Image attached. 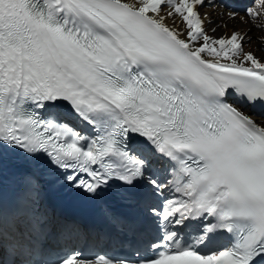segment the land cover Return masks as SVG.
<instances>
[{
  "label": "snow or ice",
  "instance_id": "6c2138e0",
  "mask_svg": "<svg viewBox=\"0 0 264 264\" xmlns=\"http://www.w3.org/2000/svg\"><path fill=\"white\" fill-rule=\"evenodd\" d=\"M202 3L0 0V153L44 155L73 170L69 184L95 194L110 179L164 189L151 174L155 152L173 162L169 184L182 197L151 210L163 231L149 254H75L60 264H264V126L228 102L264 104V62L242 51L238 33L209 37ZM164 5L187 39L164 23ZM73 119L96 135H81ZM193 223L201 235L183 243L180 232ZM221 231L231 246L201 254Z\"/></svg>",
  "mask_w": 264,
  "mask_h": 264
},
{
  "label": "bare ground",
  "instance_id": "6f19581e",
  "mask_svg": "<svg viewBox=\"0 0 264 264\" xmlns=\"http://www.w3.org/2000/svg\"><path fill=\"white\" fill-rule=\"evenodd\" d=\"M126 2L133 3L134 0H126ZM206 2L208 3L207 8L203 10L199 8L203 16L202 21L204 22L205 33L213 39L230 37L234 32L238 33L243 37L241 41L242 51L244 53L251 52L258 60L264 62V49H261V44L258 42L259 37L264 39V33L254 27L256 21H253L250 15L244 14L249 9L251 1L242 5L243 11L234 17L229 15L233 10L231 12L221 10L219 7H216L214 0H207ZM169 11L171 9L168 5H164L161 9L160 15L164 17V23L172 30L178 32L182 39H187L185 24L181 17L179 15L169 16ZM199 43H202V40L194 46H199ZM204 55L205 58H210L207 56V53ZM255 117L262 123L261 126H264V118L261 116ZM156 165H159L161 170L168 169L170 173L172 172L173 166L164 156L158 155L154 158L152 166ZM172 176L174 180L175 173Z\"/></svg>",
  "mask_w": 264,
  "mask_h": 264
},
{
  "label": "rangeland",
  "instance_id": "374dc122",
  "mask_svg": "<svg viewBox=\"0 0 264 264\" xmlns=\"http://www.w3.org/2000/svg\"><path fill=\"white\" fill-rule=\"evenodd\" d=\"M254 18L257 20L258 18H262V19H264V8H262V9H260V10H258V15H256V16H254ZM256 28V27H255ZM258 28H260V27H258ZM258 28H256L257 30H261L263 33H264V28H261V29H258ZM258 42L261 44V48L262 49H264V47H263V44H262V40L260 39V37L258 38Z\"/></svg>",
  "mask_w": 264,
  "mask_h": 264
}]
</instances>
